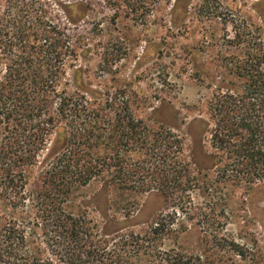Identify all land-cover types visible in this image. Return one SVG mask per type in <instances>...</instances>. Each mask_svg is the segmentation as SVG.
Instances as JSON below:
<instances>
[{"label":"rangeland","instance_id":"obj_1","mask_svg":"<svg viewBox=\"0 0 264 264\" xmlns=\"http://www.w3.org/2000/svg\"><path fill=\"white\" fill-rule=\"evenodd\" d=\"M40 1L48 9L47 20L70 38L72 53L57 77L59 90L83 98L91 109L102 111L111 104L117 117L131 113L150 135L168 133V141L177 139L180 147L169 166L178 169L186 161L190 171L186 177L180 173L175 183L156 181L149 190L143 186L149 178L130 173L142 160L140 154L124 153L128 160L122 167L129 173L118 175L114 184L104 175L77 189L66 211L93 221L98 238L106 230L144 237L154 223L165 225L148 249L136 243L126 248L130 264H160L161 257L169 264L167 259L178 255L201 258V264H228L223 240L244 245L262 258L264 183L233 177L228 170L234 163L227 158L216 166L208 155L219 152L205 133L215 86L222 81L243 85L230 71L256 52L258 44L264 45L258 0L185 2L182 11L188 14L180 25L176 0ZM16 3L0 0V20L12 30L21 25L17 13L8 11ZM2 50L0 46V81L6 69ZM5 126L0 116V144ZM104 144L105 139L95 143L94 154H106ZM29 172L30 188L39 189L40 170Z\"/></svg>","mask_w":264,"mask_h":264},{"label":"trees","instance_id":"obj_2","mask_svg":"<svg viewBox=\"0 0 264 264\" xmlns=\"http://www.w3.org/2000/svg\"><path fill=\"white\" fill-rule=\"evenodd\" d=\"M16 1L8 11L17 13L20 29L12 30L0 20L6 68L0 81V116L6 125L0 144V264H130L126 248L136 243L148 249L165 225L154 223L151 234L144 237L106 230L98 238L93 221L69 214L65 205L74 191L92 181L108 175L114 184L118 175L129 173L122 167L127 153L140 154L142 160L130 173L149 178L151 182L143 185L149 190L156 181L163 185L170 180L175 183L180 173L186 177L190 173L186 161L178 169L169 166L179 141H168V133L148 134L131 113L117 117L111 104L95 110L83 98L61 92L57 77L72 53L70 38L61 26L47 20L43 2ZM261 65L258 52H250L234 69L243 85L222 81L215 86L205 133L219 152L208 155L216 166L227 158L234 163L228 170L233 177L264 183ZM78 84L82 87L81 79ZM104 132H109L107 137ZM104 139L107 153L94 154L92 146ZM35 168L42 177L37 190L30 188L28 179L29 170ZM223 241L228 264H264V256L258 259L246 246ZM167 260L169 264H201V258L196 261L185 255ZM160 261L165 264L166 260L161 257Z\"/></svg>","mask_w":264,"mask_h":264},{"label":"flooded vegetation","instance_id":"obj_3","mask_svg":"<svg viewBox=\"0 0 264 264\" xmlns=\"http://www.w3.org/2000/svg\"><path fill=\"white\" fill-rule=\"evenodd\" d=\"M191 1L192 0H176V18H177V20H178V24L180 25V24H182L183 23V20L185 19V17H184V15L185 14H188L187 12H185V11H182V8H183V6H184V3L186 2V3H188V4H190L191 3ZM258 2H259V6H258V11H259V18H260V21H261V25H260V27H262V25H263V22H264V15H263V0H258ZM187 8V7H186ZM260 30V33H261V29H259ZM240 38H242V37H240ZM240 38L238 37V39L240 40ZM262 39H260V41H261ZM261 42H263V41H261ZM256 51L258 52V54H259V56H260V60L261 61H263L264 60V45H263V43H260V44H258L257 45V49H256ZM232 65H230V66H233V63H231ZM236 66V65H235ZM231 73H232V75L234 76V75H236L235 74V72H234V70H231L230 71ZM215 74V73H214ZM213 78V80H217V79H221V77H219V78H216V77H212Z\"/></svg>","mask_w":264,"mask_h":264}]
</instances>
